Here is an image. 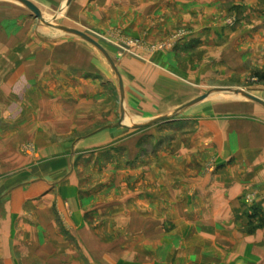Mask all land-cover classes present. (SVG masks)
Instances as JSON below:
<instances>
[{
    "label": "rangeland",
    "instance_id": "rangeland-1",
    "mask_svg": "<svg viewBox=\"0 0 264 264\" xmlns=\"http://www.w3.org/2000/svg\"><path fill=\"white\" fill-rule=\"evenodd\" d=\"M29 1L100 43L121 79L85 40L0 0V264H219L235 232L264 229L221 136L199 137L246 101L229 91L264 96V0ZM175 83L177 98L156 95ZM149 93L155 109L139 108ZM206 94L220 111L204 124L182 108Z\"/></svg>",
    "mask_w": 264,
    "mask_h": 264
},
{
    "label": "crops",
    "instance_id": "crops-1",
    "mask_svg": "<svg viewBox=\"0 0 264 264\" xmlns=\"http://www.w3.org/2000/svg\"><path fill=\"white\" fill-rule=\"evenodd\" d=\"M149 69L146 68L145 70ZM135 76L140 85L148 87L149 92H152L154 87L159 84L157 83L158 75L156 72H153L151 75L147 74L146 71L141 73L138 72ZM181 85L180 83H175L171 91H156V95H159L162 101H172L175 97L177 98L179 89L183 86ZM138 95L140 101H142L139 108H144V105L148 104L149 109H155L150 93L147 99L143 96L141 97V94ZM261 98L264 100V96L261 95ZM132 99L131 101L135 104L137 103L136 101H139L135 96H132ZM206 102L208 101L205 100L200 103V105H197V111H195V114H199L196 120L204 124L212 120L206 116V114L210 113V109L214 111V115H217L220 111L216 105H210V103L208 104ZM204 104H207L208 107L206 105V107H201V105L203 106ZM228 111L231 116L227 123L213 118L215 127L212 134H208L211 133L209 128L202 129V133L199 137L203 139L211 137L213 140L212 143H214V147H216L218 142L216 140L217 135L221 136L222 141H220L219 149L221 151L219 156L234 161V165L229 166L230 173L235 175H246L244 183L239 182V185L233 184L234 190L239 191L242 188V184L244 185V190L248 189L252 191L255 189L254 191L256 192H253L249 199L252 198L251 200L252 202L255 201V205L261 206L264 213V107L246 100L236 103L235 105H230ZM232 115H234V117H232ZM102 138L103 136H99L97 140ZM65 190L66 187L63 186L58 189V202L62 205H64V202H66V204L68 203L72 218L75 223H78L82 215L78 208L77 199L70 193V195H66ZM238 196H240V193L238 194L236 191L230 193L229 203L236 204ZM250 220L251 222L255 221L251 216ZM225 245H227V247L223 253H227V256L223 258V261H220L219 264H264L263 228L249 235L235 232L228 244L223 242V246ZM226 249L228 250L227 252H225Z\"/></svg>",
    "mask_w": 264,
    "mask_h": 264
},
{
    "label": "water",
    "instance_id": "water-1",
    "mask_svg": "<svg viewBox=\"0 0 264 264\" xmlns=\"http://www.w3.org/2000/svg\"><path fill=\"white\" fill-rule=\"evenodd\" d=\"M10 1H13V2H16V3H20V4L24 5V6L32 9L34 11L36 17L38 19L42 20L44 22V24H46L47 26L52 27L54 29H57L59 31L69 32V33H71V34H73V35L85 40L86 42H88L89 44H91L92 46L97 48L106 57V59L112 65V67L114 68L116 74L120 78V74H119V72H118V70H117L112 58L110 57L108 52L102 47V45H100V43H98L96 40H94L93 38H91L90 36H88L87 34H85L83 32H80V31H77V30H73V29H68V28H65V27H60V26H57V25H53L50 22L44 20L42 15H41L40 9L34 3H32L29 0H10ZM71 1L72 0H69V2H71ZM121 89H122V92L124 93V88H123L122 81H121ZM229 92L233 93L235 96L242 97V98H244L246 100H249L251 102H254V103L264 107V100H262L261 98L253 95L252 93H250L248 91L232 90V91H229ZM209 96H210V94H206V95H204V96L192 101L191 103L187 104L182 109H187V108H191L193 106H196V105L204 102L205 100H207L209 98ZM168 121H170V117H163V118H160V119H158L156 121H153L152 123H149L147 125L138 126L137 128H147V127H150L152 125L159 124V123H165V122H168Z\"/></svg>",
    "mask_w": 264,
    "mask_h": 264
},
{
    "label": "trees",
    "instance_id": "trees-1",
    "mask_svg": "<svg viewBox=\"0 0 264 264\" xmlns=\"http://www.w3.org/2000/svg\"><path fill=\"white\" fill-rule=\"evenodd\" d=\"M259 216H260V215H259L258 213H256V215H253L252 218L254 217V218L257 219Z\"/></svg>",
    "mask_w": 264,
    "mask_h": 264
}]
</instances>
